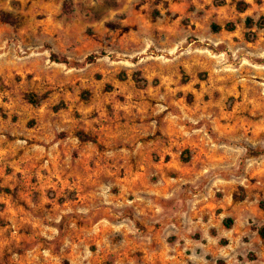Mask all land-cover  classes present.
I'll return each mask as SVG.
<instances>
[{
  "label": "rangeland",
  "instance_id": "374dc122",
  "mask_svg": "<svg viewBox=\"0 0 264 264\" xmlns=\"http://www.w3.org/2000/svg\"><path fill=\"white\" fill-rule=\"evenodd\" d=\"M260 204L264 0H0V264H264Z\"/></svg>",
  "mask_w": 264,
  "mask_h": 264
},
{
  "label": "crops",
  "instance_id": "0c3cea01",
  "mask_svg": "<svg viewBox=\"0 0 264 264\" xmlns=\"http://www.w3.org/2000/svg\"><path fill=\"white\" fill-rule=\"evenodd\" d=\"M37 111L38 112L36 113V115L38 116V118H37L38 121H37L35 128L33 130L35 131V137L39 140V142L42 141V142L46 143V142H49L51 139L54 138V136H52L53 134L51 135L52 131H49V130H52L56 126V122L54 121V118L51 117L47 112H40L41 109L40 110L38 109ZM47 118H50L49 122H46V121H48ZM50 136H52V138ZM39 146L41 147L42 150L47 149L42 145H39ZM52 149H53V147L50 148L49 152Z\"/></svg>",
  "mask_w": 264,
  "mask_h": 264
},
{
  "label": "trees",
  "instance_id": "16d2710c",
  "mask_svg": "<svg viewBox=\"0 0 264 264\" xmlns=\"http://www.w3.org/2000/svg\"><path fill=\"white\" fill-rule=\"evenodd\" d=\"M262 20H263V19H262ZM246 22H247L246 25H250V24H252V21H251L250 19H247ZM223 29H224L225 31H231L232 28L226 25V26H224ZM211 31H212L213 33H216V32H218V31H220V27L215 26V25H211ZM45 97H46L45 95L41 96V97H40V100L44 99ZM32 99H33V98H32V96L30 95V96L28 97V102L31 103V104H35V102H34ZM53 109H54V111H57V110L59 109V106H55ZM77 136H78L79 139L82 140V141H86V140L90 141V140H91L90 137H88V136H84V135H82L81 133H77ZM5 191H6V190H5ZM260 207L264 210V207H263L261 204H260ZM225 223L227 224V222H225ZM258 235H259L262 239H264V230H258Z\"/></svg>",
  "mask_w": 264,
  "mask_h": 264
}]
</instances>
